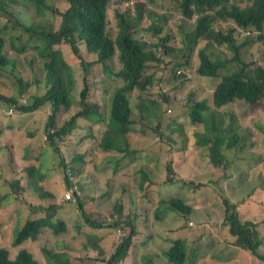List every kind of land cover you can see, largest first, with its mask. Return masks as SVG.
Listing matches in <instances>:
<instances>
[{
  "label": "trees",
  "instance_id": "16d2710c",
  "mask_svg": "<svg viewBox=\"0 0 264 264\" xmlns=\"http://www.w3.org/2000/svg\"><path fill=\"white\" fill-rule=\"evenodd\" d=\"M17 1L0 0V15L12 19L10 4ZM29 1L38 16H44L47 11L59 14L61 24L59 28L47 21L29 25L17 19V24L29 35V39L18 48L19 55L15 58L7 56V41L0 33V71L17 80L13 95L0 93V101L16 106L23 113L46 111L51 107L46 133L56 152H62L61 143L65 142L64 152L73 149V160L83 168L93 160L94 168L99 170L98 159L103 153L110 154L117 165L116 175L107 180L106 187L98 185V196L83 203L81 195L85 191L78 188L75 191L76 199L65 202L75 203L82 211L76 217V223L80 227L85 225L89 235L83 247L98 245L99 231L108 224L115 231L122 228V242L107 260L108 264L120 263L129 255L134 237L140 232L139 221L145 220L142 221L145 225L143 243L148 249L135 264H199L208 257L216 237L223 238L224 225L232 218L238 223L232 227L245 233V238L239 241L230 234L226 235L230 241L226 239V253L231 249L228 245L231 243L237 250L245 251L264 262V250L261 246L264 241L260 235L258 241L254 238L255 242L249 237L258 225L249 221L242 223L238 210L231 213L228 197L222 200L216 198L205 208L204 213L197 214L195 202L216 191V184L212 181L216 171L201 173L198 178L189 179L185 175V167L179 162L182 158H187L189 162L195 160L200 152L197 147L207 146L205 154L211 156L209 163L214 169L223 167V176L227 177L228 169L234 165L229 150L241 153L240 166H249L248 160L256 155L257 143L249 137L248 131L240 132L238 125L233 124L226 128L224 134L222 120L217 122L218 129L216 123L215 126L212 124L215 118L212 112L238 102L243 103L246 110L264 108V66L261 64L264 59L257 52H252V62H247L242 56V50L247 45L257 44V47L264 48V0H165L181 12V22L176 29L181 33L180 38L160 24L161 20L171 21L169 13L164 12L159 20L152 21L149 17H155L156 13L147 11L142 3L138 5L139 11L134 15L131 12L116 11L119 29L115 38L109 28L111 0H67L69 6L64 11L48 5L46 0ZM242 3L246 5L243 6ZM195 15V31L183 30L185 20H191ZM221 19H231L233 22L217 26L216 23ZM146 32L153 33L154 37L146 39ZM80 42H84L88 52L94 56L93 62L87 61L83 55ZM61 43L71 46L87 72L90 70L89 66L99 65L106 76L103 78L96 72L86 73L81 92L75 95V86L79 88L81 80L77 75L75 77V69L65 53L55 47ZM222 45H226L231 51V58L212 54V48ZM28 50L37 51L44 62L47 91L20 105L16 93L21 90L22 94L28 85L21 72L20 62L22 54ZM193 60L197 65L198 76L208 79L206 82L212 83L215 89L212 107L207 99L196 101L200 98L202 88V84L196 82V79L189 80L188 84L184 81L170 82L183 75L184 67L191 65ZM35 62V59L31 60L32 64ZM155 63L162 64V67L154 68L160 71V90L157 95L162 107L173 103V91L188 89V101L192 105L187 115L189 128L179 121L165 124L166 112L163 109L164 117L159 124L155 128L149 125L154 105L159 103L153 98L155 71L148 70ZM169 71L170 75H165ZM91 80L96 85L100 80L103 84L101 99L97 98L95 102L89 100L88 83ZM136 90H139L138 94L135 93ZM21 100L26 102V99ZM76 108L79 109L73 111ZM62 109L66 114V121L63 126L58 127L57 116ZM232 119L234 122L239 121L236 112ZM74 135L80 139L72 144ZM192 135L196 140L191 139ZM86 144L96 145V153L93 152V147L86 152ZM63 158L66 160V156L63 155ZM64 167L67 169L68 164H64ZM24 171L31 178L29 187L34 189L35 198L43 201L49 198L56 200L52 191L44 190L37 179L38 167L35 164L27 165ZM71 174L75 173L70 171L66 178ZM88 178L95 181L92 171ZM152 179H155L153 185ZM76 185V181L68 182L69 188ZM250 186L252 193L237 208L264 209V197L261 199L264 195V178L260 175L253 177ZM22 187L20 179L13 184L14 191L18 194ZM141 189L144 193H141ZM114 193L120 196L114 199ZM140 205L142 212L139 215ZM31 206L33 211L41 208L43 216L28 220L21 228L13 231L15 239L12 243L16 246L27 240H38L44 228L51 229L57 235L69 231L62 214L66 209L71 210V205L64 206V203L56 200L49 205ZM167 209L169 211L164 212ZM124 217L126 221L123 220ZM204 219L211 220L214 227L219 219L222 232L206 230L203 226ZM82 220L87 224L81 225ZM191 221L193 224H190ZM164 222L169 229L178 225L179 231L191 232L184 238L171 241L159 230ZM263 222L264 220L261 223ZM41 250L48 259L46 264L97 262L89 255L77 258L62 246L56 250L43 245ZM101 251H104L103 248H99V252ZM0 264L40 262L26 248L20 249L13 259L10 257V250L0 245Z\"/></svg>",
  "mask_w": 264,
  "mask_h": 264
},
{
  "label": "rangeland",
  "instance_id": "374dc122",
  "mask_svg": "<svg viewBox=\"0 0 264 264\" xmlns=\"http://www.w3.org/2000/svg\"><path fill=\"white\" fill-rule=\"evenodd\" d=\"M46 2L48 5L56 8L59 11H64L69 6L67 0H46ZM30 3L31 1L29 0L26 2L18 0L16 3H11L10 11L13 13L12 19H7L6 17L0 15V33L5 36L7 41V56L13 58L18 56V48L22 47L23 44L29 39V35L17 24V19H21L23 22L29 25L35 22L47 21L54 23L57 28L60 27L62 18L59 14H54L50 11H47L44 16H38L34 6H32ZM110 3L109 28L115 38L119 29V26L117 25L116 11L119 10L121 12H131L134 15L139 11L138 5L140 3L144 4V8L147 11H154L156 13L155 17H149V19L152 21L159 20L160 15L164 12L166 14L169 13V15H171V21L161 20L160 24H162L167 31L176 33L179 38L181 36V33L176 31L179 23L181 22V12L176 9V6L173 7L170 2L165 0H111ZM242 5L245 6L246 3H242ZM195 19L196 16H194L191 20H185L183 30L195 31ZM225 22L231 23L233 20L221 19L219 23H216V25L218 26V24H220L221 26H225ZM144 36L146 39L151 40L154 37V34L151 32H146ZM80 46L87 61L93 62L94 60H92V58L94 56H91V53L88 52L87 46L84 44V42H80ZM55 47L65 53L67 60L75 69V77L76 75L77 77H80L81 86L79 88L75 86V95H79L81 92L80 89L83 87L86 73L96 72L97 75L103 78L106 76L103 74V69L100 68L99 65L89 66L88 68L90 70L87 72L84 66L78 61L69 44L61 43ZM211 50L212 54L226 57V59H229L233 56L226 45L216 46ZM252 52L261 53V56L264 59V48L257 47V44H254L247 45L243 48L242 56L244 60L247 62H252L254 60V55H252ZM32 59H35V64L31 63ZM261 64L264 66V61ZM20 65L21 72L25 76L26 82L28 83L26 90L22 94L21 90H18L16 93L19 104L21 105L27 103L32 97L44 95L47 91V87L44 62L39 56V53L37 55V51L28 50L22 54ZM159 66L162 67V64L155 63L152 64L153 68L148 69L150 72L155 71L153 98H155L156 101H159V96L157 93L160 90V71L155 70L154 68ZM196 69L197 65L195 60H193L191 65L184 67L183 75L177 77L175 80H170V82L184 81L188 84L189 80L196 79V82H200L202 84V88L199 92L200 98L196 101L207 99L213 106V92L215 89L212 83L206 82L208 79L198 76ZM166 74L170 75V71L165 73V75ZM16 82V79L10 77L7 73L0 71V93L12 96L14 91L13 87ZM99 82L97 85L92 80L90 83H88L90 87L89 100L92 102H95L97 98L101 99V88L103 84ZM204 82H206V84H204ZM135 93L138 94L139 90H136ZM172 94L174 95V101L172 104L164 105L162 107V103L159 101L158 104L154 105L152 114L149 117V125L151 127L155 128V126H157L164 117L162 113L163 109L166 112V119L164 120L165 124H169L173 121H179L184 123L187 128H189L190 122L187 120V115L192 105H189L190 101H188V89L184 88L182 90L173 91ZM21 99H26V102ZM78 109L79 108L73 109V111H77ZM11 110H13L12 113H10ZM234 112L238 114L239 121L234 122V119H232ZM50 113L51 107H49L46 111L23 113L16 106H9L0 101V245H3V247L6 248L8 247L10 250L12 249V255L14 257L18 255L21 246H16L13 243L11 245V242H13L15 239L13 230L15 227L16 230L21 228L23 223L34 219H28L34 216L32 213L33 210H31L30 207L31 201L34 200L31 192L34 194L36 193L34 192L33 188L29 187L31 178L29 174L24 171L27 165L35 164L38 167L37 179L44 187V190L52 191L56 200L59 203H64V206H72L71 211L66 210L63 213L68 215L70 218H74V223H70L69 225L70 232L77 230L75 224L76 217H78L79 214H82V211L75 203H65L68 182L76 181L77 186H80V189L85 191V193L81 195V200L83 203L92 199L95 194L98 195L100 193L97 184L91 185L88 181L91 171H94L95 169L93 160L89 161L86 167L83 168L73 160L75 155L73 149H70L69 152H64L62 150L61 154L56 152L51 146V141H48L46 133V124L48 122ZM212 114L215 115L212 124L214 125V123H216V129H218L217 122L219 120L223 121L221 128L224 130V134L226 128L233 124L238 125L240 132L242 130L248 131L249 137L252 140H255L257 143L255 148L256 155L248 160L249 166H240L239 161L242 157L241 153L235 150H229V155L233 158L234 165L228 169L229 175L227 177L223 176L225 172L223 167H217L214 169L212 164L209 163L211 156H207L205 154V149L207 146L200 147L199 157L203 159L200 162L198 160L189 162L187 158H182L179 162L184 167L189 166L192 169V177L194 178H198L201 173L205 174L211 171H216L212 177V181L216 184V191L211 196L207 198H201L195 202L194 205L197 209V214L200 212L204 213L206 205L213 203L216 198L217 200H222L223 198L227 197L230 199L231 213L236 212L237 205L242 203L247 198V196L252 193L250 190V181L252 178L258 175L264 178V108L246 110L244 104L238 102L235 104L232 103L229 106L223 107L219 110L215 109ZM65 121L66 114L62 109L59 111L57 116L58 127L63 126ZM204 131H206V126H204ZM152 132L153 130L150 133L152 134ZM78 139L80 138L77 135H74V138L71 140L72 144L76 143ZM191 139L196 140L193 135L191 136ZM61 145H63V143H61ZM95 146L96 145L93 144H86L84 149L87 152L91 150V147H93V152L96 153V149L94 148ZM208 150L209 149L207 148V154ZM63 155L66 156V160L63 158ZM109 156L110 154L103 153L98 159V162L100 163V171H94L99 175L100 184L102 187H106L107 180L113 178L116 175L115 170L117 165L114 163L115 159L113 157L111 159V156L110 158ZM64 164H68L67 169H65ZM70 171H73L75 174H71L69 178H66V175H68ZM140 173H142V170H140ZM186 176H190V173L186 172ZM19 179L22 180L23 186L20 194L16 193L13 188L14 182ZM154 182L155 179H152L151 184L153 185ZM70 190L73 194V199H75L76 196L74 190L72 188ZM140 191L141 193H144V190L141 189ZM133 193H135V191H133ZM113 195L114 199L120 196L118 193H114ZM263 197L264 195L261 197V199ZM56 200L49 198L45 201V203L49 205ZM111 203L114 205V200H112ZM223 207L226 208V206ZM168 211L169 210L167 209L164 212ZM86 212L88 214L87 210ZM141 212L142 206L140 205V207H138V214L140 215ZM172 213L173 212H170V214ZM241 217L242 219H240L242 223L249 221L260 224L264 220V209L260 207H253L250 210L246 209L241 214ZM175 219H177L176 216ZM165 223L166 222L162 223L161 225ZM83 224H85V222L82 220L81 225ZM233 224L238 223H235V221L230 218V221L224 225V236L230 234L236 240L240 241L244 239L245 233L240 232L239 228L234 229L232 227ZM211 226L213 227V225ZM107 228L112 232L108 239L99 242L98 245L95 244L90 248H82V250H80L83 253L82 255H89L95 258L97 260L95 264H108L107 260H109V257L115 251L116 247L122 242L123 237L120 234L110 227ZM213 229H217V227H213ZM206 230L209 229L206 228ZM52 235H54V233H52ZM259 235L264 241V222L254 229L250 233L249 237L253 242H255L254 238H256L258 241L260 239ZM214 237H216V235H214ZM138 238L143 239V235L138 236ZM74 244H76L75 241L67 242L66 250H69L71 245ZM100 246L103 247V252H99ZM230 246L231 250L229 254H235L237 252L235 245L230 243ZM261 246L264 250V243H262ZM215 256L222 262L220 263L213 261L214 264H231L229 262V257H227L226 261L222 260V255L219 250H216ZM36 258L39 260L40 264H46L48 262V259L46 258L43 251L40 255H36ZM131 262L132 259L130 258L122 264H131ZM233 264H237V262H234ZM239 264H244V262L239 260Z\"/></svg>",
  "mask_w": 264,
  "mask_h": 264
},
{
  "label": "crops",
  "instance_id": "0c3cea01",
  "mask_svg": "<svg viewBox=\"0 0 264 264\" xmlns=\"http://www.w3.org/2000/svg\"><path fill=\"white\" fill-rule=\"evenodd\" d=\"M102 90H103V88H102ZM107 169H109V168H107ZM107 169H105V170H107ZM112 170H114V169H112ZM94 171L95 172L100 171V165H99V170L94 169ZM94 171H92L95 175V181L93 182V184H97V186L100 185V187H102L100 184L99 175L96 174ZM96 177H97V182H96ZM98 189H99V187H98ZM98 195L95 194L93 196V198H95ZM31 204H33V206H35V207H38L40 205H46V203H44L38 199H35V201H32ZM208 205H210V204H208ZM208 205H206V207ZM30 207L32 210V206H30ZM66 210L71 211L70 209H66ZM32 213L34 214V216L31 218H28V219H32V218L37 219V218H40L43 216V212H42L41 208H40V210L32 211ZM200 213H202V212H200ZM62 217L68 223V228H69L70 223H74V218H70L66 214H62ZM123 219H125V217ZM216 223H217V226H216L217 229H215L216 230L215 233H217V232H219V230H221V225L219 223V219H218V222L216 221ZM75 224L77 227L76 231H73V232L67 231L66 233H62L60 235H57L55 233H54V235H52L53 232L51 231V229H49V228L45 229L44 228L38 240H36V241L27 240L23 244L20 245L21 247L20 246L19 247H20V249L21 248H27L29 251H31L34 254V256H36V255H40L42 253L41 248L43 245H48L49 247H51L53 249L59 250L61 246L67 248V242L75 241L76 244L71 245V248L69 249V251L73 256L78 258L79 256H81L83 254L80 250H82V248H87V247H83V245H85V243L87 242L89 235H88V232L84 228L85 225L80 227L79 225H77L76 221H75ZM85 224H87L86 221H85ZM211 225H213L211 220L204 219V223H203L204 227L211 230L214 227V225H213V227ZM107 227H110V224H108ZM107 227H106V229L104 227V228H102V230L99 231L100 239H99L98 243L102 242L103 240L108 239L110 237V235L112 234V232L109 231ZM139 227H140V232L134 237V242H133V245L130 249L129 255L127 256L126 259L122 260L119 264L126 262L130 258L132 259L131 264H135L136 261L139 258H141L143 253H145L147 251L148 248L143 243V239L138 238V236H141V235H143V238H144V232L145 231L143 229H144L145 225L142 223V221H139ZM159 230L163 231V236L166 239H170L171 241L174 239L184 238L186 235L190 234V232H191V231L186 232V231H182V230L179 231L178 225L173 226L172 229H169L167 226V223L160 225ZM99 235H96V236L99 238ZM217 237H219V236H217ZM219 238H220L222 250L225 253V259H227V257H229V262L231 264H233L234 262H237V264H239V260H242L244 262V264H264V262H261V260L258 257L253 256V255H251L245 251L237 250V252L235 254L230 255L229 254V252L231 250L230 249L229 252L226 253V251H225L226 247H224V244H226L227 238L224 235H223V238L222 237H219ZM228 242H230V241L228 240ZM22 245H25V246H22ZM228 245H230V244L228 243ZM99 248H103V247L100 246ZM211 253H212V248L210 249V252L208 253V257L202 259L199 262V264H214ZM10 257L13 259L15 258L12 255V249L10 250Z\"/></svg>",
  "mask_w": 264,
  "mask_h": 264
},
{
  "label": "clouds",
  "instance_id": "9594fccd",
  "mask_svg": "<svg viewBox=\"0 0 264 264\" xmlns=\"http://www.w3.org/2000/svg\"><path fill=\"white\" fill-rule=\"evenodd\" d=\"M196 16V15H195ZM196 20V19H195ZM215 91V90H214ZM214 93V92H213ZM214 100H215V96L213 97V105H214ZM209 102V101H208ZM210 104V103H209ZM210 106L212 107V105L210 104ZM10 113H12V112H10ZM52 132H53V130H52ZM47 138H48V136H47ZM200 147L201 146H198L197 147V150L198 151H200ZM64 149H65V142L63 143V151H64ZM195 160H198L199 162L200 161H202L203 159H201L200 157H199V153L197 154V158L195 159ZM192 161H194V160H192ZM191 161V162H192ZM184 172H185V175H186V172H189L190 173V176H188V178L189 179H196V178H194V177H192L193 176V174H192V169L189 167V166H185V170H184ZM88 181H89V183L91 184V185H93V182L88 178ZM73 189L74 190V193H75V191H76V189H78L79 188V190L80 191H82L81 189H80V186H75V187H68V189H67V197L65 196V198H66V200H75V199H73V194H72V192H71V190L70 189ZM68 193H71V196L70 197H68ZM34 193H32L31 192V195L33 196V201H35V199H37V198H35L34 197V195H33ZM75 196H76V193H75ZM39 200V199H38ZM40 201H42V202H44L45 203V201H43V200H40ZM31 203H32V201H31ZM31 203H30V206H31ZM47 205V204H46ZM240 206V205H239ZM249 210L250 209H252V208H248ZM33 210V209H32ZM237 210H238V212H239V215H240V218L242 219V217H241V214L246 210V207L243 209V210H240L239 208H237ZM36 219V218H35ZM123 220H125V219H123ZM126 221V220H125ZM253 223H255V222H253ZM25 224V223H24ZM23 224V225H24ZM190 224H193V221H191L190 222ZM258 226H259V224L258 223H256ZM22 225V226H23ZM18 227V226H17ZM15 229H16V227H15ZM14 229V230H15ZM13 230V231H14ZM118 234H120L121 236L123 235V231H122V228H119L118 229V231H116ZM41 235V234H40ZM219 237H221V236H219ZM219 237H216V239H215V241H214V243H213V245H214V247L212 248V253H211V256H212V258H213V261H216V262H222L221 260H219L218 258H216V256H215V253H216V250H219L220 252H221V255H222V260L223 261H226V259H225V253L223 252V250H222V246H221V242H220V238ZM39 239V238H38ZM228 239V238H227ZM229 240V239H228ZM11 245H12V242H11ZM226 244H224V247H226L225 246ZM20 246V245H19ZM8 248V247H7ZM9 249V248H8ZM22 249V248H21ZM27 249V248H26ZM117 264H119V263H117Z\"/></svg>",
  "mask_w": 264,
  "mask_h": 264
},
{
  "label": "built area",
  "instance_id": "2783aa9c",
  "mask_svg": "<svg viewBox=\"0 0 264 264\" xmlns=\"http://www.w3.org/2000/svg\"><path fill=\"white\" fill-rule=\"evenodd\" d=\"M11 112H13V110H11ZM71 196V193H68V197H70Z\"/></svg>",
  "mask_w": 264,
  "mask_h": 264
},
{
  "label": "water",
  "instance_id": "95a60500",
  "mask_svg": "<svg viewBox=\"0 0 264 264\" xmlns=\"http://www.w3.org/2000/svg\"><path fill=\"white\" fill-rule=\"evenodd\" d=\"M41 198V197H40Z\"/></svg>",
  "mask_w": 264,
  "mask_h": 264
}]
</instances>
